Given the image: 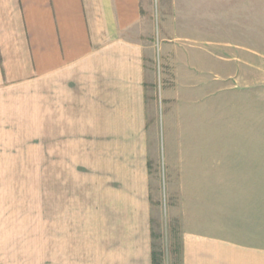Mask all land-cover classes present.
<instances>
[{
    "label": "crops",
    "instance_id": "crops-1",
    "mask_svg": "<svg viewBox=\"0 0 264 264\" xmlns=\"http://www.w3.org/2000/svg\"><path fill=\"white\" fill-rule=\"evenodd\" d=\"M153 3L0 0V133L24 143L34 129L44 135V166L56 167L55 263L152 264L164 183V226L178 235L181 264H264V244L211 223L210 181L241 182L234 152L210 179L208 52L194 62L192 38L207 32L212 7L162 0L158 40ZM248 172L264 183V172Z\"/></svg>",
    "mask_w": 264,
    "mask_h": 264
},
{
    "label": "rangeland",
    "instance_id": "rangeland-1",
    "mask_svg": "<svg viewBox=\"0 0 264 264\" xmlns=\"http://www.w3.org/2000/svg\"><path fill=\"white\" fill-rule=\"evenodd\" d=\"M153 1V28L159 40L164 26L162 0ZM205 1L212 7L201 28L207 32L193 36L192 60L195 62V54L208 52V57L202 54L201 74L208 93L210 179L226 174L233 152L239 158L241 176V182L235 183L210 181L211 223L213 230L223 224L230 237L234 234L244 244L262 246L264 183L247 180L249 169L256 176L264 172V0H251L250 6L243 0L241 4ZM201 6L194 8L201 13ZM161 67L156 73L157 78L161 74L162 88ZM161 108L163 167L164 106ZM38 131L34 129L32 140L26 143L16 134L0 133V264H56V167L44 166V135ZM220 161L227 164L224 169H219ZM160 191L161 226L154 233L153 250L160 255V264H181L178 235L170 239L164 226V183Z\"/></svg>",
    "mask_w": 264,
    "mask_h": 264
},
{
    "label": "trees",
    "instance_id": "trees-1",
    "mask_svg": "<svg viewBox=\"0 0 264 264\" xmlns=\"http://www.w3.org/2000/svg\"><path fill=\"white\" fill-rule=\"evenodd\" d=\"M160 255L155 252L154 250L152 251V264H160Z\"/></svg>",
    "mask_w": 264,
    "mask_h": 264
}]
</instances>
